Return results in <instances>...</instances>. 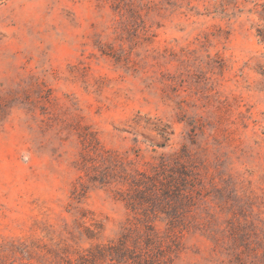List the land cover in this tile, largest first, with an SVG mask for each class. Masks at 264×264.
Masks as SVG:
<instances>
[{"label": "rangeland", "instance_id": "1", "mask_svg": "<svg viewBox=\"0 0 264 264\" xmlns=\"http://www.w3.org/2000/svg\"><path fill=\"white\" fill-rule=\"evenodd\" d=\"M183 150L195 227L175 264H264V0H0V264L117 240L127 186L94 167Z\"/></svg>", "mask_w": 264, "mask_h": 264}, {"label": "trees", "instance_id": "2", "mask_svg": "<svg viewBox=\"0 0 264 264\" xmlns=\"http://www.w3.org/2000/svg\"><path fill=\"white\" fill-rule=\"evenodd\" d=\"M185 157L184 150L173 157L162 156L149 171L132 173L94 167L97 175L92 182L106 186L113 179L127 186L117 195L130 214L117 240L92 245L76 264H175L184 250L183 233L195 227L190 214L196 205L198 177L190 162H182ZM103 230L96 224L85 234L92 241Z\"/></svg>", "mask_w": 264, "mask_h": 264}]
</instances>
